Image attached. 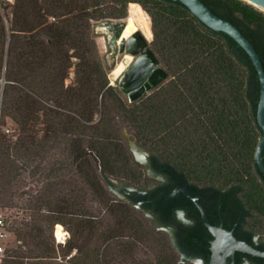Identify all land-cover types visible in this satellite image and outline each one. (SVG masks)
Returning a JSON list of instances; mask_svg holds the SVG:
<instances>
[{
	"label": "trees",
	"instance_id": "trees-1",
	"mask_svg": "<svg viewBox=\"0 0 264 264\" xmlns=\"http://www.w3.org/2000/svg\"><path fill=\"white\" fill-rule=\"evenodd\" d=\"M202 1L240 29L264 66V13L243 0ZM135 3L152 19V48L170 77L127 103L121 89L110 84L91 27L125 18L130 5L129 17L140 29L141 7ZM13 8L9 28L0 14V74L8 80L6 114L21 133L0 145V193L16 206L15 199L26 194L20 189L26 185L24 174L45 181L22 206L44 215L11 227L33 248L27 252L20 246L8 254V264L55 251L49 238L62 223L58 213L93 227L98 217L88 214L89 196L122 214L101 235L107 250L135 261L139 244L150 241L160 248L156 264H178L163 233L145 226L138 215H127L130 208L111 199L101 181L102 172L133 184L144 179L122 136V123L172 171L224 189L237 185L243 189L242 204L264 214V176L255 160L262 136L260 85L235 40L207 27L179 0H16ZM73 67L76 79L66 86ZM124 227L133 234H123Z\"/></svg>",
	"mask_w": 264,
	"mask_h": 264
},
{
	"label": "rangeland",
	"instance_id": "rangeland-1",
	"mask_svg": "<svg viewBox=\"0 0 264 264\" xmlns=\"http://www.w3.org/2000/svg\"><path fill=\"white\" fill-rule=\"evenodd\" d=\"M15 2L16 0H14V3L3 4L2 7L0 8V14L3 18L4 23L6 24V27L8 28L13 22V12H14L13 5L15 4ZM138 5L141 7V13L139 15V21H138L140 26L139 30L142 31L143 33L146 30L151 33V37L148 38V40L152 45L154 40L152 19L150 15L143 9V7L140 4ZM252 6L264 13V11L259 9L258 7L254 5ZM129 7H128V14L125 18L114 20L112 22H107V21L92 22V27H91L92 37L96 42L102 66L105 72L107 73V77L110 81V84L115 87H118V89H120V81L124 77L125 72L116 79H114L111 75L113 69L116 67L119 58L122 56V54L119 52V47H120L119 44L111 47L109 45V38L115 37V31L110 26L111 24H115V23L127 22V19L130 16ZM49 20L56 21V18L50 16ZM138 28L139 27L133 21V26L129 34H132ZM99 41L101 42L104 41V42L102 43L100 42L101 44H99ZM75 79H76V71L75 68L73 67L70 70L69 77L66 79V86L72 84L75 81ZM123 95L125 101L127 103H131L128 100V96L125 95L124 93ZM121 125H122V136L125 142L127 143L130 152L132 153V158L134 159L135 164L143 168V165L145 163L148 167H150L149 166L150 154L156 152H153L149 148L142 146L141 143L138 141V139L135 137L131 128L127 124L122 123ZM42 132L40 134H42ZM20 133H21L20 130H18L17 128V133L15 137L14 138L11 137L8 139L16 140V138L19 136ZM135 146L138 147L137 150L134 148ZM141 151L142 154H144L143 161L138 157V154L141 153ZM54 154H56V156L58 155L57 152H54ZM49 160L52 161L53 158L52 160L51 159ZM24 175H25L24 179L26 185L20 189L21 191H25L26 194H24L22 198L15 199L16 206H12V201L9 200L10 199L9 196L6 197L7 194L6 192H4L5 194L0 193V207L3 209L5 213V217L9 223L10 233L6 241V245H7V253L11 255H13L15 250L20 249V246H23L22 249L27 252L29 251L30 248H33L32 244L30 243L26 244L24 240L22 241L18 240L16 233L11 230L12 225L15 224V222H21V221H30L31 223H33L34 221L36 222V218L38 217V215H44V211L41 214H37L34 210H27L22 208V206H24L25 203L29 202V200L32 198L33 195L37 194V192L39 191V189L41 188V186L45 181L44 178L40 176L41 182H39L29 177L28 173ZM108 177L117 180L119 183L123 185L122 191H116L115 189L110 187L105 177L100 173L101 181L104 187L106 188L110 198L114 199V201L127 205L131 210V212L127 215H138L141 218V220L144 222L145 226L150 227L154 230H158L157 225L153 222L154 217L152 215H150L148 219L145 217V215L139 213L138 212L139 210L137 211V209L131 207L130 205L126 204L124 200L120 199V198L124 199L126 193L134 192L135 185L133 183L126 182L116 176H108ZM146 180H148L149 183L154 182L153 177H149V178L146 177ZM56 196L59 198L60 191L56 193ZM90 198H91L90 196L87 198L85 204L89 211L88 214L96 215V217H98L97 220H93L95 221V223H93V227L84 228L80 224V220H77V218L72 217V215L58 213L57 217L62 219L60 220L62 223H58V224L62 225L66 235L64 236L63 239H59L57 237L56 228L58 224H56L53 228V237L49 238L50 243H52L53 246L55 247V251L50 254L47 253L42 254L41 255L42 257L39 258H35V257L25 258L23 259L25 261V264H35L36 262H41V264H141V263H145V261H149L152 264L157 263L160 248H158L156 244L150 241L145 242L143 244H139L138 248L136 249L137 253L135 254L134 257L135 261H133L130 256H128L127 258L125 256L118 257L115 254L114 250H107V248H105L106 245L102 244L101 235L102 233L106 234L107 230L109 228H112L116 219L115 215H122V214L119 212L116 213L113 212L109 208L110 206H107L108 203L105 204L103 202H100V200L89 201ZM257 220L258 223H256L257 225H255V239L257 242H260V241H264V217L261 218L260 222L259 219ZM63 223H67V224L64 225ZM172 230H174L173 225L166 224L158 231L163 233L164 237L167 238L169 244L176 251V259L178 264H204L200 260L199 255L190 254L187 250L180 251L178 250V248H176L173 245L172 236H171ZM122 233L125 235H131L133 234V231L129 230V228L127 227L126 228L124 227ZM145 252L148 254H146ZM37 254L38 253L36 252V254H32V255L35 256ZM29 255L31 256V254Z\"/></svg>",
	"mask_w": 264,
	"mask_h": 264
},
{
	"label": "flooded vegetation",
	"instance_id": "flooded-vegetation-1",
	"mask_svg": "<svg viewBox=\"0 0 264 264\" xmlns=\"http://www.w3.org/2000/svg\"><path fill=\"white\" fill-rule=\"evenodd\" d=\"M149 166L144 163L142 169L145 179L133 185L135 191L128 192L124 196L126 199H120L148 219L150 215H158L162 222L173 225L179 243L190 254L199 255L204 264H210L214 241V236L202 219L200 208L193 198L205 209L212 225L232 230L240 239L264 250V241L257 242L255 239L257 215L264 214L251 211L242 204V188L234 185L224 189L218 185L190 181L169 169L156 153L150 154ZM146 177H153L154 182L149 183ZM128 195L136 201L130 200ZM231 261L229 259V263ZM235 264H264V258L237 251Z\"/></svg>",
	"mask_w": 264,
	"mask_h": 264
},
{
	"label": "water",
	"instance_id": "water-1",
	"mask_svg": "<svg viewBox=\"0 0 264 264\" xmlns=\"http://www.w3.org/2000/svg\"><path fill=\"white\" fill-rule=\"evenodd\" d=\"M185 5L193 15H195L202 23L214 31H219L227 34L235 40L247 53L253 66L257 72L260 95L257 105V122L261 128L262 136L255 152V160L257 167L264 176V66L262 60L248 38L235 26L231 21L216 15L202 0H179ZM264 7V0H252ZM251 4V3H250ZM126 23L111 24V28L115 31L114 41H119V52L130 54L133 56V61L125 72L124 77L120 81L121 91L128 96V100L134 103L146 94L160 87L170 77L169 72L161 64L160 57L152 48L148 37L140 30H137L130 37H123L122 32ZM136 150L138 147H134ZM140 157V156H139ZM143 160V158H140ZM106 181L116 191H122L123 185L117 180H114L105 175ZM187 194L188 192L184 190ZM128 193H126L127 195ZM189 195V194H188ZM129 199L136 201L135 198L129 196ZM202 213V219L210 232L214 236V241L211 246L210 264H235V252H244L253 256L264 258V250L257 248L245 240L237 237L231 230H226L223 227H216L211 224L205 209L193 198ZM154 223L159 229L164 227L167 223L161 221L158 215H152ZM172 243L180 251L185 249L179 243L175 231L172 230ZM231 259V263H229Z\"/></svg>",
	"mask_w": 264,
	"mask_h": 264
},
{
	"label": "built area",
	"instance_id": "built-area-1",
	"mask_svg": "<svg viewBox=\"0 0 264 264\" xmlns=\"http://www.w3.org/2000/svg\"><path fill=\"white\" fill-rule=\"evenodd\" d=\"M14 3V0H0V8L3 4ZM8 80L5 72L0 74V145L8 138L15 137L17 127L14 121L6 114V88ZM9 223L3 209L0 207V264H8V253L6 241L9 236Z\"/></svg>",
	"mask_w": 264,
	"mask_h": 264
},
{
	"label": "bare ground",
	"instance_id": "bare-ground-1",
	"mask_svg": "<svg viewBox=\"0 0 264 264\" xmlns=\"http://www.w3.org/2000/svg\"><path fill=\"white\" fill-rule=\"evenodd\" d=\"M247 1L248 3H251L252 5L258 7L259 9L263 10L264 11V7L257 4L256 2L252 1V0H245ZM133 26V21L132 19L129 17L127 19V22H126V26L125 28L123 29V32H122V35L123 37H130L131 35H133V33H135L137 30H139V28L137 30H135L132 34H129L130 33V30ZM119 41L116 42L113 40V38H109V45L110 47L111 46H116L118 45ZM133 61V56L130 55V54H124L122 55L120 58H119V61L116 65V67L113 69L111 75L114 79L118 78L120 75H122L124 72L127 71L128 67L130 66V64L132 63ZM114 81V80H113ZM138 152V151H137ZM139 156L140 158H144V154H142V151L141 153H139ZM149 159V158H148ZM56 235L59 239H63L64 236L66 235V233L64 232V229L62 227V225L58 224L57 225V228H56ZM65 240V239H64Z\"/></svg>",
	"mask_w": 264,
	"mask_h": 264
}]
</instances>
